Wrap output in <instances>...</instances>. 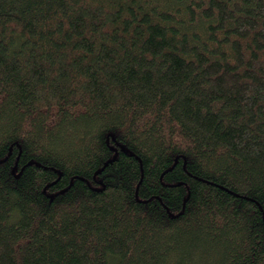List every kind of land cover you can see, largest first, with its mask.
I'll list each match as a JSON object with an SVG mask.
<instances>
[{
	"label": "trees",
	"instance_id": "trees-1",
	"mask_svg": "<svg viewBox=\"0 0 264 264\" xmlns=\"http://www.w3.org/2000/svg\"><path fill=\"white\" fill-rule=\"evenodd\" d=\"M0 264H264V0H0Z\"/></svg>",
	"mask_w": 264,
	"mask_h": 264
}]
</instances>
